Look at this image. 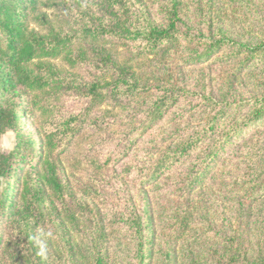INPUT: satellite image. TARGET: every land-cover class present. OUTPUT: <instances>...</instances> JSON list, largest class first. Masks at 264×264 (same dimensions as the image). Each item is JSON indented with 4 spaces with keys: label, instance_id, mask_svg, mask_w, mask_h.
<instances>
[{
    "label": "rangeland",
    "instance_id": "374dc122",
    "mask_svg": "<svg viewBox=\"0 0 264 264\" xmlns=\"http://www.w3.org/2000/svg\"><path fill=\"white\" fill-rule=\"evenodd\" d=\"M143 2L163 23L170 2ZM180 6L179 31L155 50L119 39L101 53L87 47L80 78L101 82V95L54 102L85 114L54 153L63 192L32 201L29 227L0 205V264H264V119L254 120L264 105V0ZM217 42L227 45L208 54ZM123 70L135 89L115 87ZM22 97L23 132L42 151L41 113ZM19 139L8 129L0 151ZM21 161L36 189L41 158Z\"/></svg>",
    "mask_w": 264,
    "mask_h": 264
},
{
    "label": "trees",
    "instance_id": "16d2710c",
    "mask_svg": "<svg viewBox=\"0 0 264 264\" xmlns=\"http://www.w3.org/2000/svg\"><path fill=\"white\" fill-rule=\"evenodd\" d=\"M169 18L164 22L154 19L143 0H0V137L11 129L20 137L18 147L0 151V205L18 224H26L32 202L41 200L49 189L57 196L63 192V183L54 153L64 148L81 131L85 122L83 112H59L57 104L66 94L99 97L104 87L101 82L80 78L78 68L92 59L87 47L100 46L110 40H124L143 44V50H155L179 31L180 0H168ZM50 11L56 17L51 18ZM57 18V20H56ZM170 19V20H169ZM139 41V42H138ZM97 45V46H96ZM226 42H217L208 48V54L222 49ZM264 47V44L261 48ZM66 65L61 66L57 61ZM122 71L115 87L133 84ZM31 95L32 109L39 113L38 128L42 133L41 147L23 132L28 112L17 105V96ZM264 119V105L257 108L255 121ZM235 130L231 135H236ZM190 142L184 146L189 151ZM26 150L35 146L33 152ZM41 158L34 188L32 173L24 174L21 160ZM19 180L16 181V177ZM16 198H12L15 184ZM18 197V198H17ZM13 199V200H12ZM96 264H102L97 260Z\"/></svg>",
    "mask_w": 264,
    "mask_h": 264
},
{
    "label": "clouds",
    "instance_id": "9594fccd",
    "mask_svg": "<svg viewBox=\"0 0 264 264\" xmlns=\"http://www.w3.org/2000/svg\"><path fill=\"white\" fill-rule=\"evenodd\" d=\"M44 251H45V249H44V245H43V243H40V255H43L44 254Z\"/></svg>",
    "mask_w": 264,
    "mask_h": 264
}]
</instances>
